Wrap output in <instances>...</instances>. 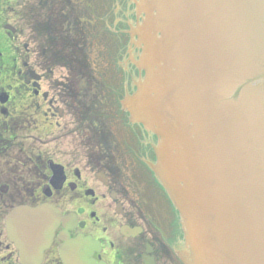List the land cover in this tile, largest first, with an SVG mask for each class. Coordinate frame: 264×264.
I'll return each mask as SVG.
<instances>
[{"label": "flooded vegetation", "instance_id": "1", "mask_svg": "<svg viewBox=\"0 0 264 264\" xmlns=\"http://www.w3.org/2000/svg\"><path fill=\"white\" fill-rule=\"evenodd\" d=\"M124 2L0 0V264H181Z\"/></svg>", "mask_w": 264, "mask_h": 264}, {"label": "water", "instance_id": "2", "mask_svg": "<svg viewBox=\"0 0 264 264\" xmlns=\"http://www.w3.org/2000/svg\"><path fill=\"white\" fill-rule=\"evenodd\" d=\"M140 1L131 106L159 139L185 263L264 264V0Z\"/></svg>", "mask_w": 264, "mask_h": 264}, {"label": "rangeland", "instance_id": "3", "mask_svg": "<svg viewBox=\"0 0 264 264\" xmlns=\"http://www.w3.org/2000/svg\"><path fill=\"white\" fill-rule=\"evenodd\" d=\"M132 5H130L129 4V6L128 7H126V5H127V3L126 2H124L123 3V5H122V11L124 10V11H127V15L130 17V20H132L133 22H131L132 23V26L134 27L133 28V30H132V32L135 30V28H136V22H137V11H136V8H135V10L133 9V6H134V4H135V2H134V0H132ZM136 6V5H135ZM127 8V9H126Z\"/></svg>", "mask_w": 264, "mask_h": 264}]
</instances>
